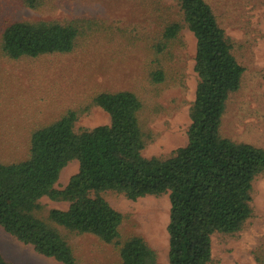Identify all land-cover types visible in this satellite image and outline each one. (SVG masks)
I'll return each instance as SVG.
<instances>
[{
  "label": "trees",
  "instance_id": "trees-1",
  "mask_svg": "<svg viewBox=\"0 0 264 264\" xmlns=\"http://www.w3.org/2000/svg\"><path fill=\"white\" fill-rule=\"evenodd\" d=\"M177 2L183 22L169 24L163 39H176L184 26L196 38L198 83L186 145L169 156H144L152 136L141 122L143 101L124 89L92 99L91 105L109 114V124L76 129L81 110L70 109L34 129L25 158L0 159V225L38 253L77 264L71 239L89 234L115 246L117 264H159L142 235L121 238L125 215L109 203L107 192L133 200L169 195V264H211L213 235H236L253 216V183L264 174V148L221 133L222 116L242 88L245 67L207 0ZM78 35L73 22L14 20L0 33V57L69 53ZM151 77L156 83L165 80L162 69ZM72 160L78 161V171L64 187H56ZM43 197L69 205L49 208ZM255 259L264 264V245L255 250ZM0 264H12L1 251Z\"/></svg>",
  "mask_w": 264,
  "mask_h": 264
},
{
  "label": "rangeland",
  "instance_id": "rangeland-1",
  "mask_svg": "<svg viewBox=\"0 0 264 264\" xmlns=\"http://www.w3.org/2000/svg\"><path fill=\"white\" fill-rule=\"evenodd\" d=\"M235 43L245 67L242 88L230 97L221 133L264 148V0H207ZM73 22L79 28L75 48L36 58L0 57V159L25 158L31 133L70 109L81 110L76 129L109 124L110 116L91 105L103 91L132 90L143 101L140 117L152 139L146 157L169 156L187 143L190 108L198 74L194 70L196 38L186 26L165 41L164 29L183 22L177 0H0V33L14 20ZM162 69L165 80L151 73ZM70 161L56 187L78 171ZM109 203L125 215L121 238L142 235L156 250L159 264H169L168 194L138 199L107 192ZM253 216L236 235L215 234L211 264H259L255 250L264 245V174L253 183ZM49 208L66 209V201L43 197ZM77 264H117L112 244L89 234L71 239ZM0 251L12 264H62L38 253L0 225Z\"/></svg>",
  "mask_w": 264,
  "mask_h": 264
}]
</instances>
